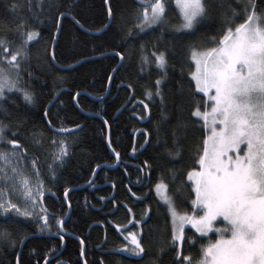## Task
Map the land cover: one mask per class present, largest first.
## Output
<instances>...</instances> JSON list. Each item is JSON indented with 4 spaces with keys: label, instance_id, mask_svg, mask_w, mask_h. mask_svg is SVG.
Wrapping results in <instances>:
<instances>
[{
    "label": "trees",
    "instance_id": "1",
    "mask_svg": "<svg viewBox=\"0 0 264 264\" xmlns=\"http://www.w3.org/2000/svg\"><path fill=\"white\" fill-rule=\"evenodd\" d=\"M251 3L205 0L206 15L190 31H178L180 17L172 0L164 23L141 32L136 27L141 0H32L31 5L29 0H0V37L19 42L16 29L22 23L26 30L39 33L30 42L19 85L33 94V103L26 102L20 91L6 90L0 121L10 126L6 137L18 139L27 150L20 167L35 180L32 158H38L49 216L47 228L41 230L38 225L43 220L0 213V233L9 234L0 238V264H17L18 260L19 264H46V259L47 264H175L170 216L153 186L162 176L174 194L187 182V172L198 167L197 148H202L205 133L202 121L191 117L195 106L191 94L195 85L189 75L194 70L191 50L216 46L212 38L218 41L227 27L243 23ZM13 4L18 5L15 11ZM255 4L256 11L264 13V0ZM109 8L111 21L106 27ZM60 13L65 15L61 18ZM161 51L167 60L163 70L152 57ZM142 54L152 62L143 64ZM165 72L160 85L162 103L155 95V81ZM149 89L152 99L145 95ZM141 100L149 105L147 111ZM61 128L71 131L59 133ZM12 132L18 134L13 137ZM60 137L67 141L68 154L53 167L58 148L53 140L58 142ZM10 147L0 142V149ZM177 148L179 156L169 154ZM146 160L150 170L144 167ZM65 189L69 190L67 198ZM190 189L188 183L174 197L177 210L189 215L195 197L194 192L188 195ZM36 212L45 215L39 205ZM136 220L142 223L137 225ZM58 221L63 222V229ZM117 225L122 226L119 231ZM185 230L188 237L194 233L191 228ZM129 232L142 236L146 250L142 259L118 251L130 243L125 239ZM208 235L215 239L214 233ZM206 243L207 238L195 247L184 243L183 254L199 259L200 246Z\"/></svg>",
    "mask_w": 264,
    "mask_h": 264
},
{
    "label": "snow or ice",
    "instance_id": "2",
    "mask_svg": "<svg viewBox=\"0 0 264 264\" xmlns=\"http://www.w3.org/2000/svg\"><path fill=\"white\" fill-rule=\"evenodd\" d=\"M31 2L29 0L30 5ZM170 2L141 0L143 11L137 17L136 27L143 32L153 26H161L166 20ZM17 6L13 4L12 10L15 11ZM175 6L179 10L182 29H193L198 18L207 13L205 0H175ZM248 7L247 4L244 6L245 12H248ZM64 15L60 13L61 18ZM236 15L234 12L233 16ZM26 28L25 23L17 27L19 42L9 40L6 36L0 37V102L4 100V90L7 88L9 92L14 89L22 92L24 100L33 103V94L19 85L23 62L28 59L30 42L35 41L39 33ZM129 35H132L131 30ZM212 43L216 46L203 51L193 48L190 57L195 65L189 73L195 84L191 93L195 98L191 117L195 122L202 121L205 133L202 148H197L195 164L198 167L193 166L187 172V182H182L174 194H170L169 186L162 176L153 187L171 216V241L176 248L175 264H264V14L257 13L255 0H252L251 12L243 23L235 28L227 27L218 41L212 38ZM143 48L141 45L142 52ZM119 55L121 59L124 58L123 54ZM152 57L158 69H165L167 60L163 51L153 52ZM141 60L143 64L152 62L145 54H142ZM166 76L165 72L164 76H159L155 81V95L161 97L162 103L160 85ZM199 94L203 96L198 98ZM145 95L152 99L153 91L149 89ZM139 103L148 110V104L142 100ZM183 126L187 127L186 124ZM5 129H10V126L0 121V142L6 141L11 146L0 149V213L15 212L20 216L43 220L44 224L38 226L44 230L48 226L49 216L44 206L45 183L40 178L38 158H32L33 172L37 177L33 184L32 178L20 167L27 158V150L18 139H8ZM57 131L68 133L71 130L61 128ZM17 134L12 132L13 137ZM53 144L58 145L54 160L63 162L68 154L64 139L58 142L53 140ZM169 154L179 156L181 149L177 148L175 152L169 150ZM116 155L119 158V153ZM144 167L151 169L147 160ZM49 169L52 170L51 165ZM55 176L52 170L53 179ZM188 183L191 184L188 195L191 196L192 192L195 194L194 199H191V215L179 212L174 199L188 187ZM68 191L65 189V198ZM12 194L23 201L24 208L10 198L5 199ZM37 205L45 215H38L35 211ZM144 215L150 218L148 212ZM58 223L63 229V222ZM135 223L140 225L142 221L136 220ZM186 224L195 230L191 237L186 235ZM121 227L117 225V230ZM209 233H214L215 239L210 238ZM8 235L0 233V238L6 239ZM201 238H207V243L201 244L199 259L194 260L191 254H183L184 243L195 247ZM125 239L130 243L124 244L118 251L142 259L146 251L142 236L129 232ZM160 251L163 252V249Z\"/></svg>",
    "mask_w": 264,
    "mask_h": 264
},
{
    "label": "rangeland",
    "instance_id": "3",
    "mask_svg": "<svg viewBox=\"0 0 264 264\" xmlns=\"http://www.w3.org/2000/svg\"><path fill=\"white\" fill-rule=\"evenodd\" d=\"M172 1V0H171ZM173 5H174V7L176 8V6H175V0H173ZM176 10H177V13H178V15H179V17H180V14H179V10L176 8ZM142 11H143V9L141 8L140 10H139V13H138V15H137V17L142 13ZM258 14H264V13H261V12H257ZM137 17H136V22L138 23V19H137ZM181 23H182V20H181V17H180V24L178 25V27L176 28V30H178V31H190L189 29H182L181 27H180V25H181ZM194 64V63H193ZM194 68H195V65H194ZM194 82V81H193ZM195 85V84H194ZM6 90H8L7 88L4 90V91H6ZM61 138L62 137H60L59 138V140H61ZM62 139H64V138H62ZM64 141H65V143H66V145H67V141L64 139ZM67 148H68V146H67ZM55 154H57V152L55 153ZM66 157V156H65ZM65 157L63 158V159H65ZM52 161H53V163H52V166L53 167H55L56 166V164L57 163H59V162H61V161H56V160H54V156L52 157ZM36 181L37 180H35V179H33L32 178V183L33 184H35L36 183ZM155 190V189H154ZM156 193V192H155ZM157 195V194H156ZM38 197V196H37ZM158 197V196H157ZM8 198H10V199H12V201L14 202V203H18V205L21 207V208H24L25 207V205H24V203H23V201L22 200H20V199H18V197H17V195L16 194H12L10 197L9 196H6L5 197V199H8ZM159 198V197H158ZM159 200H160V198H159ZM161 201V200H160ZM162 202V201H161ZM167 207V206H166ZM36 209H37V207H36ZM36 209H35V211H36ZM29 210L31 211L32 209H31V207H29ZM170 216V215H169ZM170 221H171V216H170ZM171 227H172V223H171ZM186 228H191L192 229V227H191V225H189V224H186L185 225V229ZM194 232H195V230L194 229H192ZM196 234H198V233H196ZM198 235H200V234H198Z\"/></svg>",
    "mask_w": 264,
    "mask_h": 264
},
{
    "label": "water",
    "instance_id": "4",
    "mask_svg": "<svg viewBox=\"0 0 264 264\" xmlns=\"http://www.w3.org/2000/svg\"><path fill=\"white\" fill-rule=\"evenodd\" d=\"M107 7H108V5H107ZM108 13H109V11H108ZM60 21H61V18L59 19V27L57 26V31H56V34H55V37H54V40H53V43H52V47H51L50 57H51L52 61H53V47H54V44L56 42V39H57L59 31H60ZM110 21H111V16L109 15V19H108V23H107L106 27L108 26ZM106 27H105V29H106ZM110 80H111V77H110ZM110 80H109V83H110ZM109 83H108V88H109ZM107 93H108V90L106 92V95H107ZM107 145L109 146V136H108V139H107ZM81 258H83V253L81 255Z\"/></svg>",
    "mask_w": 264,
    "mask_h": 264
}]
</instances>
